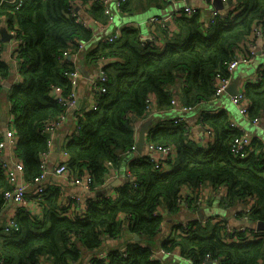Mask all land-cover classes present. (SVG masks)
Returning <instances> with one entry per match:
<instances>
[{"label":"trees","instance_id":"trees-1","mask_svg":"<svg viewBox=\"0 0 264 264\" xmlns=\"http://www.w3.org/2000/svg\"><path fill=\"white\" fill-rule=\"evenodd\" d=\"M74 1L24 0L19 7L7 2L0 4V28L14 29V40L20 41L11 57L6 58L7 42L0 35V94H6L8 115L12 118L8 124L17 141L15 155L23 164L28 186L35 188V178L42 172V156L49 150L51 135L45 131L46 124L68 112L53 97V87L60 86L67 97L77 91L65 74L74 70L76 64L69 58L62 59L65 52L81 58V63L105 61L108 77L101 83L105 91L98 92L96 107L77 111L73 137L63 147L69 154L71 177L88 172L93 178L91 187L102 185L109 173L107 162L119 167L124 154L136 145L134 118L151 120L147 141L173 144L177 156L172 168L162 172L148 156L130 159V173L135 179L120 186L116 200H88L84 212L79 202L67 198L60 185L49 183L36 199L43 208V216L31 215L23 207L16 214L18 228L2 232L4 223H0L3 264H44L42 257L50 264H84L79 243L94 250L102 245L106 234L121 239V215L127 218L132 234L141 240H155L165 216L178 212V194L185 184H225L227 194L223 201L227 208L244 207L253 200L250 220L264 221L262 140L253 138V150L240 158L231 146L244 132L231 128V117L226 112L201 114L200 123L214 131L206 148L191 139L183 123L174 119L155 123L158 117L154 115L155 107L168 110L174 106L172 87L178 79L183 82L184 106L194 108L215 99V75H230L228 63L241 52L242 43L252 39L253 27L264 25V0H229L233 7L226 14L209 19L207 25L201 13H175L172 21L176 30L172 31L167 21H163L165 25L152 23L151 40H143L142 27L126 25L113 42L95 41L94 28L84 26L68 13ZM81 1L90 2L87 11L97 23L110 22L101 2ZM169 1L127 0L118 14H136L140 8ZM79 42L86 43V48L80 50ZM161 42L163 48L159 47ZM15 72L18 80L6 90L4 85ZM258 74V82L248 81L243 88L252 119L264 115V69L259 68ZM150 95L155 97L152 106L146 102ZM2 110L0 105V123ZM8 189H13V185L0 170V210L6 206L4 192ZM195 199L190 198L188 205ZM224 222L201 226L194 219L187 228L175 226L178 233L165 238L161 249L171 253L167 256L171 264H182L173 260L176 251L193 264H202L207 258L217 260L218 264H264V230L253 239L238 233L239 241L232 242L225 239ZM152 252L153 246L131 240L109 251L107 259L94 257L90 264H161L151 257Z\"/></svg>","mask_w":264,"mask_h":264},{"label":"crops","instance_id":"crops-1","mask_svg":"<svg viewBox=\"0 0 264 264\" xmlns=\"http://www.w3.org/2000/svg\"><path fill=\"white\" fill-rule=\"evenodd\" d=\"M147 2H144L146 4ZM195 7L199 9V13L202 14L203 19L207 18L211 11L213 10L212 4L210 8L206 6L208 4L204 0H199L195 2H191ZM185 4H188L187 2H181V0H171L166 4L160 5L158 7H164L166 9L164 14L149 13L148 17L146 19H141V13L140 14H129L126 16H122L120 14L116 15L115 21L111 24H100L97 22H93L90 26L94 28V34H95V41L102 40L106 38L107 36H110L114 33H116L118 30L121 31V29L126 25H132L137 27H142V35L143 38H149L152 35V30L150 29L152 24H149V20L152 17H159L162 20H166L169 23V27L172 31L176 30V26L174 24L173 15L182 9ZM156 6V5H155ZM232 4H228V7L224 8L222 11L227 12L228 9L232 8ZM140 8L138 10L141 11ZM220 11V12H221ZM146 25V26H145ZM93 46V45H92ZM159 47L163 48V43H159ZM14 50V41L7 42V48L5 50L4 56L6 58H10L12 51ZM241 50L248 53L250 52L252 55L251 61L249 64H240L238 68L232 73V81L235 78H240L239 81V87L238 89H243L245 84L248 81H251L258 77L259 74V68L253 67L250 70L249 65L253 64L255 59L258 57L264 58V38H257L250 42H244L242 43ZM81 58L79 57H71L70 61L74 62L76 65V68L80 69L81 72V79L80 83L77 87L76 91V97L77 100L80 99L81 104L79 108H84L86 110H91L95 106V99L97 98L98 91H93L92 89V80L98 78L100 70L105 65V61H98L97 63H91L88 61H84V63H81ZM264 65V61L262 66ZM16 71V70H14ZM250 72V73H249ZM18 80V73L15 72L12 79L7 82L9 84H12L13 82ZM232 83V82H231ZM10 87V85H9ZM172 85L169 87L171 88ZM175 97L174 100L176 103L174 106L168 110H158L156 107L154 108V115L158 117L155 120L156 122H169V119H174L176 116L181 115L182 118H184V121H186L189 124V131H190V137L192 140L196 142V144L200 147L206 148L208 146V143L203 141L204 134H202V128L200 126V120L202 117V113L204 111H210V112H226L233 120L236 121V123L240 126V128L243 130L244 134L248 135L251 138H259L264 142V116L261 119L260 123H253L249 120V118H246L245 116L241 115L238 107L236 105H232L231 102V95L229 92H225L220 98L212 100V101H203L199 103L198 105L194 106V108L190 112H182L181 107L184 106V98H183V82L181 83L178 79V82L172 87ZM154 96V95H153ZM154 103H155V97H154ZM0 105L2 106V116L3 112L6 113V120L4 121L2 119L0 123V132L2 133L4 140L6 142L5 147L3 148L0 156V160L4 161L6 163H9L10 165L14 166L15 163L21 162L15 155V146H16V137L9 126L10 123H12V118L8 115V102L6 99V94L1 93L0 94ZM79 108L76 107H70L67 114L64 116L60 126L57 128L55 132L54 142L53 145L49 146V153L47 158V166H48V175H47V181L46 184L49 183H55L57 185H60L62 189L67 193V195L70 194H79L82 196V199H85L86 204L88 205V202L90 200H96V199H112L116 200V198L119 195V188L121 185L126 184L127 182L133 181L132 176L130 173V167H129V160L132 158H140L143 156H149L148 152V141L147 136L149 129L152 125L149 126L147 130L146 135V146L141 153H139L136 150L128 151L124 154V157L122 158V161L120 163L119 167H113V165L109 166V173L107 174L105 178V182L100 186H95L91 188H84L80 185L73 184L69 178H67L65 175L63 176H56L53 173V169L57 164H60L61 162H66L69 159V154L67 151L63 150L64 145L69 142L73 137V132L76 128V113ZM153 115V116H154ZM201 115V116H200ZM148 121V119H138L136 122H133V125L136 129L137 137L138 138V131L144 122ZM9 123V124H8ZM137 141V139H136ZM264 150V148H263ZM173 166V163H167L165 165V170H170ZM24 170V169H23ZM18 172V178L19 181L26 182L24 177V171ZM163 170V171H165ZM208 186H212L211 183H206ZM34 188H32V185L29 186V190L27 191L26 195V201L24 203V207H26V210H30L31 215H42L44 214L43 208L40 207V205L36 202V196L38 195L34 194ZM86 190H90L91 193L88 194ZM225 190V189H224ZM227 191V190H226ZM181 192L186 193V187H182ZM217 192V193H216ZM213 193L208 194V196L204 199L203 204L195 203L191 204L190 206L185 205H178V212L177 213H170L165 216V222L162 227V230L158 234V236L153 240V242H149L147 240H140L142 245H151L153 246V250H158L161 248V244L163 240L167 237H169L171 234L178 233V226H182L184 228H187L190 225L191 220L198 219L200 221L201 226H210L214 223L221 222L225 219L228 220V223L232 225V227L239 228L242 226H245L247 228H253L256 227V223L254 221H244L240 218L236 217V212L240 209H242L241 205H238L234 208H227L225 206V201H223L224 196L227 194V192L224 191H216ZM100 194V195H99ZM30 196V197H29ZM89 200V201H88ZM196 201V200H195ZM217 201L219 204H222L227 208V211L225 213H221L218 211H214L211 207L214 202ZM216 205V203L214 204ZM218 205V204H217ZM79 206L81 204L79 203ZM211 207V208H210ZM15 208V205L11 203L10 201L6 202V206L0 210V223L5 224L8 220V216L12 213L13 209ZM206 208H210L209 212L206 211ZM202 213V215H200ZM43 216V215H42ZM120 218L123 220V229L121 232V239L117 238L114 239L108 234L104 236L102 245L94 250H87L85 247L79 243L80 249L83 253V260L84 264L91 261L92 258L98 257L102 259H107L108 252L112 249L118 248V246L123 242H129L131 240L137 241L135 239V235L132 234L129 231V222L127 218L124 215H121ZM122 247V246H120ZM122 249V248H120ZM163 259L167 262H171V259H168L167 256H164ZM184 258L181 256L179 251H176V253L173 255V260L175 261H182ZM44 264H50L48 261H46L45 257H42ZM206 261V260H205ZM205 261L202 264H206ZM213 261V260H212ZM182 263V262H181ZM78 264V263H75ZM193 264V263H192ZM212 264H216L214 261Z\"/></svg>","mask_w":264,"mask_h":264},{"label":"built area","instance_id":"built-area-1","mask_svg":"<svg viewBox=\"0 0 264 264\" xmlns=\"http://www.w3.org/2000/svg\"><path fill=\"white\" fill-rule=\"evenodd\" d=\"M93 1H98L101 2L104 6V10L105 12L110 16V22L108 24H112L115 19H116V15L118 14V12H120V6L126 2L127 0H93ZM184 3L189 2V4H185L184 7L182 9H180L179 11H177L176 13L179 14L181 13V11L186 12L189 15H193L196 13H199V9L193 5L191 2H195V1H199V0H181ZM207 3L212 4L213 0H204ZM12 3L15 4L17 7L21 6L24 3V0H0V4L2 3ZM90 2H88L87 4H85L84 2H82L81 0H76L72 3V7L69 8L68 13L73 16L76 17L77 21L81 22L84 26L89 27L93 22H96L89 14H88V6H89ZM222 12H220V10L218 9H214L211 11L210 15L207 18H204V23L207 25L209 19L214 18L215 16H217L218 14H220ZM222 14H226V12H223ZM166 20H162L159 17H152L149 20V24L152 23H157L159 25H165ZM101 24V23H100ZM9 33L12 35V38L9 42L14 41V49L18 46V44L20 43V41L18 39L14 40V35L16 34L14 29L8 30ZM121 32L118 30L116 33L107 36L106 38L102 39L103 41L106 42H113L115 41L119 36H120ZM264 38V25L263 24H256L253 27L252 30V34H251V38L247 40V42H250L254 39L257 38ZM153 38V34L149 37V38H144L143 40H151ZM80 43V50H83L84 48H86V43L84 42H79ZM69 55L67 52L64 53L63 58H69ZM76 57V56H75ZM252 58L251 53L248 54L244 51L241 50V52H238L236 58L232 61H230L228 63V71L230 73V75H222L221 73H217L214 77V96L215 99H217L218 97L222 96L228 89V87L230 86L231 82H232V73L238 68V66L240 64H248L250 63ZM261 69H264V65L261 66ZM66 76L69 78L71 84L73 85L74 88H77L79 83H80V79H81V72L80 69L75 68L72 71H66L65 72ZM260 78V75L258 77H255L252 82H258ZM108 79L106 71L104 70V66L102 67V69L100 70L99 76L98 78L92 80V89L93 91H105V88L101 85V83L106 82ZM251 82V81H250ZM53 92V97L58 100L60 103L64 104L66 106V109L69 110L70 107H76V101H77V97H76V93L72 94L71 96L67 97L63 94V89L60 86H55L52 89ZM214 99V100H215ZM146 102L148 104V106H152L154 104V96L150 95L147 99ZM231 102L236 105L238 107V110L240 112L241 115L245 116L246 118H249V120L253 123H260L262 117H255L254 119L249 117V101L246 98V95L244 93V89H240L238 90V92L231 96ZM98 103V98L95 99V106L93 108L96 107ZM173 104L176 103V101L173 99L172 101ZM193 109V107L190 106H182L181 107V111L182 112H190ZM92 110V109H91ZM65 115H63L60 119L56 120V121H52L46 124L45 126V131L48 132L51 136L49 139V145H53L54 142V137H55V132L57 130V128L60 126L63 118ZM176 123H183L184 126L186 127V129H189V124L184 121V118L181 117V115H178L174 118ZM200 126L202 128V134H204L203 137V141L207 142L209 144V142L213 139V134L214 131L212 128H210L208 125H203L200 123ZM230 126L232 129L234 128H239L240 126L236 123L235 120H233L232 118L230 119ZM253 142V138L249 137L246 134H242L240 136V138L236 139L231 148H232V152L234 153V155L240 157V158H244L246 156H248V154H250L252 149V144ZM6 142L5 140L0 141V156H1V152L3 150V148L5 147ZM136 150V145L134 146V149ZM148 152H149V159L153 162V165L156 169L160 170V172H162L163 170H165V165L167 163H173L176 159L177 156V152H176V147L173 144H156V143H152V142H148ZM48 153L49 151H47L46 153L43 154L42 156V172L40 175H38L35 178V188H34V194L36 195H40L41 193H43V191L46 189L47 184V175H48V166H47V158H48ZM108 164H111L110 162ZM111 166V165H110ZM23 168V164L22 162H17L15 163L14 166L10 165L9 163H6L4 161L0 160V170L9 178L10 182L13 185V189H8L4 192V197L5 199L11 203H13L15 205V208L13 209L12 213L8 216V220L7 222L3 225V228H1V224H0V228L3 231H10V229L13 228H18V223L16 220V214L19 210V208H23L24 207V203L26 201V195H27V191H28V184L27 182H22L19 181L18 178V172L22 171ZM53 173L56 176H63L65 175L67 178H69V180L75 184V185H80L84 188H91V183L93 182V178L92 176L88 173V172H84V174L80 177H71L68 165L66 162H61L60 164H57L55 166V168L53 169ZM135 178L132 177V180H134ZM206 183L208 182H203L198 184L197 186H192L189 184H185L182 187H186V193L184 194V192H181L182 187L179 191L178 194V205H188V200L192 197H196V201L199 204H203L204 203V199L208 196V194L216 192L219 190L220 191H224L227 192V186L225 184L222 185H218V186H213V188L211 186L206 185ZM225 189V190H224ZM217 193V192H216ZM65 195L67 196V198H72L75 199L77 202H79L81 204L80 206V210H82L83 212L87 209V204L85 199H82V196L79 194H70L67 195V193L65 192ZM39 197H37L36 199H38ZM253 200L250 201L249 204L245 205L244 207H242V209L238 210L236 213V217L240 218L241 220L244 221H250V213L253 211ZM30 212V210H27ZM226 222H224V220L222 222H224V224L226 225V236L225 239L228 241H232V242H238V233H244L245 236H247L248 239H253L254 235L262 230L258 229V222L256 223V227L253 228H247L245 226L239 227V228H235L232 227V225H230L228 223V220L225 219ZM72 240H74V238H72ZM120 251H125V248L120 249ZM176 253V252H175ZM173 253V255L175 254ZM164 256H171V253H167L165 252L163 249H158V250H153L151 257L153 259H157L161 261V264H171L169 261L166 262L163 257ZM208 259V258H207ZM211 259V258H210ZM212 260V259H211ZM216 264H218L217 260H213ZM4 261L0 258V264H3ZM91 262H88L86 264H90Z\"/></svg>","mask_w":264,"mask_h":264},{"label":"water","instance_id":"water-1","mask_svg":"<svg viewBox=\"0 0 264 264\" xmlns=\"http://www.w3.org/2000/svg\"><path fill=\"white\" fill-rule=\"evenodd\" d=\"M187 3L189 4V2H187ZM228 4H231L229 0H213V2H212L213 8L218 9L220 11L223 10L224 8L228 7ZM0 35H1V39L3 41H6V42L10 41L12 38V35L9 33L8 29L5 26H2L0 28ZM68 57H69V59L71 58V56H68ZM239 81H240V78H235L232 81V83L230 84V86L228 87L227 92H229L231 96L235 95L238 92ZM9 85H10L9 83H5L4 87L6 90L9 89ZM80 104H81V101H80V99H78L76 101V108H79ZM2 119L4 121L6 120V113L5 112H3ZM133 120H134V122H136L137 119L134 118ZM151 124H152V121L148 120V121L144 122L143 124H141V126L139 128L138 138L136 141V151H138L141 154H142V152L146 146L147 130ZM86 192L88 194L91 193L90 190H86ZM200 215H202V213ZM258 229L264 230V221L258 222ZM135 239L137 241L141 240V238L138 235H135ZM212 262L213 261L210 258L206 259V261H205L206 264H212Z\"/></svg>","mask_w":264,"mask_h":264},{"label":"rangeland","instance_id":"rangeland-1","mask_svg":"<svg viewBox=\"0 0 264 264\" xmlns=\"http://www.w3.org/2000/svg\"><path fill=\"white\" fill-rule=\"evenodd\" d=\"M183 2V1H181ZM206 6L208 8L211 7L210 3L206 4ZM166 8L164 7H158V6H155V5H151V6H146L143 10L137 12L135 15L137 14H140L141 13V19H146L149 15V13L151 14V12H154V13H159V14H164ZM139 16V15H137ZM146 26V25H145ZM263 61H264V58L263 57H258L255 59L254 63L249 65L250 67V70L253 68V67H258L259 65L262 66L263 64ZM249 64V63H248ZM245 65V64H244ZM260 67V66H259ZM250 73V72H249ZM221 97V96H220ZM218 97V98H220ZM217 98V99H218ZM219 100V99H218ZM233 105V103H232ZM234 106V105H233ZM216 203V205H214ZM214 204H212V208L214 211H218V212H221V213H225L227 211V208L225 206H223L222 204H219L217 201L214 202ZM218 204V205H217ZM210 207V208H211ZM210 208H206V211L209 212ZM144 240H147L149 242H153V239H148V238H143ZM182 264H192L193 262L190 260V259H187V258H184L182 261Z\"/></svg>","mask_w":264,"mask_h":264},{"label":"clouds","instance_id":"clouds-1","mask_svg":"<svg viewBox=\"0 0 264 264\" xmlns=\"http://www.w3.org/2000/svg\"><path fill=\"white\" fill-rule=\"evenodd\" d=\"M261 68V67H260Z\"/></svg>","mask_w":264,"mask_h":264}]
</instances>
